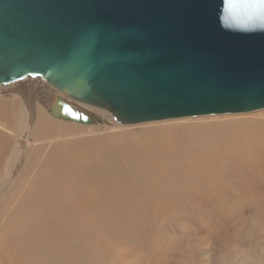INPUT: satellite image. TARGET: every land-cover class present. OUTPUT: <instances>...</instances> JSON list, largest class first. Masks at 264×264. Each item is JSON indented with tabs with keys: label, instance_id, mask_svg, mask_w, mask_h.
<instances>
[{
	"label": "water",
	"instance_id": "water-1",
	"mask_svg": "<svg viewBox=\"0 0 264 264\" xmlns=\"http://www.w3.org/2000/svg\"><path fill=\"white\" fill-rule=\"evenodd\" d=\"M33 76L123 124L253 112L264 16L226 0H0V86Z\"/></svg>",
	"mask_w": 264,
	"mask_h": 264
},
{
	"label": "bare ground",
	"instance_id": "bare-ground-1",
	"mask_svg": "<svg viewBox=\"0 0 264 264\" xmlns=\"http://www.w3.org/2000/svg\"><path fill=\"white\" fill-rule=\"evenodd\" d=\"M47 82L41 76H33L0 86V124L1 120L10 122L17 116L23 125L14 126L22 141L14 147L15 153H11L6 163L11 180L8 187L20 176V169L23 166L26 169L32 160L20 152L26 135L31 136L30 143L37 150L38 143L44 140L37 138L36 130H45L44 124L72 122L69 123L75 125L72 128L81 129L76 130V134L73 129L67 133L74 136L72 138L67 135L64 139V135L45 138L46 143L54 145V154L47 156L48 168L44 171L42 167L31 177V188H35V192L28 195V185L21 194L19 213L7 220V229L3 232L13 229L0 247V257L13 256L14 264H27L28 258L52 250L55 260L43 257L42 264H74L75 257H79L76 261H82L92 246L102 244V222L93 223L91 219H101L104 207L112 202L122 204L124 224L138 218L147 220L161 206L182 209L199 219L214 214L225 201L236 209L239 203L242 205L241 201L259 203L256 198H235L241 196L246 184L247 169L255 172L260 168L253 181L264 184V119L256 117L220 124L222 128L216 132L215 129L209 132L215 126L212 124L175 126L170 128L178 132L174 137L167 135L168 132L165 137L162 130L151 131L143 138L136 132L126 136L117 131L114 137L111 133L100 136L96 135L98 127L94 123H106L110 125L108 129L128 124L118 122L102 107L64 95ZM58 96L89 121H82L81 117L64 119L51 112ZM18 107L22 108L20 114ZM224 188L232 190L231 194L226 192L225 199L224 191L220 190ZM137 203L138 206H134ZM74 226L80 231H76L79 234L75 237L60 233ZM61 243L67 249L62 261ZM14 248L18 249L15 254Z\"/></svg>",
	"mask_w": 264,
	"mask_h": 264
},
{
	"label": "rangeland",
	"instance_id": "rangeland-1",
	"mask_svg": "<svg viewBox=\"0 0 264 264\" xmlns=\"http://www.w3.org/2000/svg\"><path fill=\"white\" fill-rule=\"evenodd\" d=\"M39 83L49 86V84L43 82ZM21 110L22 108L18 107L19 114ZM256 117L264 119V109L242 114L187 117L128 124L120 126L121 128L111 129L107 128L110 125L106 123H94L93 125L98 127L96 135L100 136L111 133V136L114 137L117 131L126 136L132 135L130 132H136L139 137L143 138L151 131L162 130L165 137L172 134L174 137L178 132L170 128H174L175 126L212 124L215 126L211 128L209 132L212 130L214 131V129V132H216V129L222 128L220 124H228L229 122ZM50 119L51 118H49L48 123ZM1 121L0 247H3L13 227L6 232L3 231L7 229V220L14 214L19 213L17 211H19L18 206H20L19 201L21 194L27 189L28 185L27 194L29 195L31 192H35V188H31V177L37 174L38 170L42 167L43 170H46L49 166L47 156L54 154V145L46 143L48 142L46 139L48 137H58L61 135H64L62 137L63 139L68 137L72 138L74 136H70L67 133H71L70 131L73 129V134H76V130L81 128L77 126V128H72L75 127V125L72 126L69 124L72 122L68 123L63 121H57L59 122V126L55 121H51L52 124L54 122V125L47 126L44 124L45 130L38 129V132L36 130L37 138L39 140H44L41 142L42 145L38 143V152H36L37 150L34 149V146L30 143L29 139L31 136L26 135L25 145L20 152L23 153L25 157H32V160L26 165V169H24V166L20 169V176L14 180L12 186L8 187V183L11 180H9V171L7 170L6 163L11 153H15V151H13L14 147L22 141L21 136H19L20 133L14 130V126L15 124L19 127L23 125L21 126V120L20 118L18 119L17 116L10 122L8 120ZM60 123L62 125H60ZM56 126L57 128L55 129ZM23 131L24 130H21L20 132L23 133ZM26 133L27 132H25V134ZM111 136H108V138H111ZM58 150L61 149L58 148ZM27 168H29V170ZM259 170L260 168L255 172H259ZM247 171L248 172L245 173L247 177L246 184L242 187L241 196L239 197L236 195L237 198L235 199L239 200V198L243 199L245 197L256 198L259 199V203H245L241 201L243 206L239 203V209H236L231 206L230 202L225 201L216 208L214 214L199 219L192 217L190 213H186L182 209H176L172 206H161L158 212L147 220H139L140 218H138V220L134 222L124 224L121 221L122 204L117 202L110 203L104 207L101 219H91L93 223L102 222L103 234L101 246H92L90 252L85 253L84 260L78 262L76 260H79V257H75L74 262L78 264H264V184L261 185L253 181L256 179V173L253 171L250 172V169H247ZM40 175L43 174L41 173ZM40 175L38 176L42 177ZM15 183L16 185L14 186ZM245 186L248 187L245 188ZM220 190L225 193V195L222 196L223 199L226 198V192L232 191L229 188ZM229 193L231 194L232 192ZM138 204L139 203L134 206H138ZM18 216L23 217L22 215ZM3 225H5V228ZM76 227H69L67 230L64 229V231L62 229L60 233H69V236L75 237L76 234L78 235L80 233L79 229V233H76ZM71 230H74L75 233L73 231L71 233ZM60 246L62 261L66 255L67 249L62 243ZM100 251H102V255L98 256ZM17 252L18 249L14 248L13 254ZM43 257L52 258V262L55 260L52 255V250H47L33 259L28 258L27 264H42L45 260ZM2 258L3 257H0V264L15 263L13 256H7L6 259L3 258L4 260Z\"/></svg>",
	"mask_w": 264,
	"mask_h": 264
},
{
	"label": "snow or ice",
	"instance_id": "snow-or-ice-1",
	"mask_svg": "<svg viewBox=\"0 0 264 264\" xmlns=\"http://www.w3.org/2000/svg\"><path fill=\"white\" fill-rule=\"evenodd\" d=\"M241 5L253 7L261 16H264V0H226V11L232 12Z\"/></svg>",
	"mask_w": 264,
	"mask_h": 264
}]
</instances>
